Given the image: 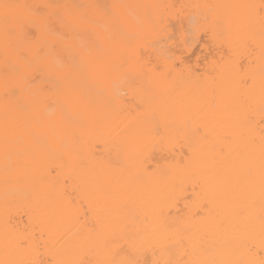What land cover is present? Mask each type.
I'll return each mask as SVG.
<instances>
[{"label": "snow or ice", "instance_id": "1", "mask_svg": "<svg viewBox=\"0 0 264 264\" xmlns=\"http://www.w3.org/2000/svg\"><path fill=\"white\" fill-rule=\"evenodd\" d=\"M0 88V264H264V0H0Z\"/></svg>", "mask_w": 264, "mask_h": 264}, {"label": "bare ground", "instance_id": "2", "mask_svg": "<svg viewBox=\"0 0 264 264\" xmlns=\"http://www.w3.org/2000/svg\"><path fill=\"white\" fill-rule=\"evenodd\" d=\"M21 3H31V4H46V3H72V4H101V5H110L113 3L118 4H129V5H157V4H235V3H246V2H255V0H19ZM144 11L156 12V9H145ZM188 11H195L194 9H189ZM196 55H200L201 49L199 47L193 50ZM193 61H195V56H193ZM82 90H87L89 84L86 82L82 86ZM4 122V101H3V92L0 88V131H2ZM100 155L107 156L109 153V146L105 142L101 141L95 148ZM112 155H115L114 151ZM0 167H2V160H0ZM3 205H4V190L3 185L0 183V248L3 244ZM175 211V210H173ZM12 215L14 216L13 223L16 224L20 229H23L26 226L28 221V216L25 215L23 211H17L16 209L11 210ZM140 253H144L145 249L141 248ZM145 258L152 259L151 250L149 249L146 252ZM159 258V254L157 255Z\"/></svg>", "mask_w": 264, "mask_h": 264}]
</instances>
